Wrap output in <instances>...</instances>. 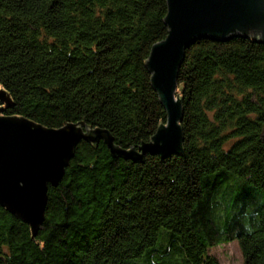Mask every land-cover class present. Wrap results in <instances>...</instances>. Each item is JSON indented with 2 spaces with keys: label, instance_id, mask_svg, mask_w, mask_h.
I'll return each instance as SVG.
<instances>
[{
  "label": "trees",
  "instance_id": "obj_1",
  "mask_svg": "<svg viewBox=\"0 0 264 264\" xmlns=\"http://www.w3.org/2000/svg\"><path fill=\"white\" fill-rule=\"evenodd\" d=\"M167 0H0L4 118L104 131L138 151L166 125L147 61ZM181 149L132 162L81 141L35 236L0 206V264H264V44L200 39L179 68Z\"/></svg>",
  "mask_w": 264,
  "mask_h": 264
},
{
  "label": "water",
  "instance_id": "obj_2",
  "mask_svg": "<svg viewBox=\"0 0 264 264\" xmlns=\"http://www.w3.org/2000/svg\"><path fill=\"white\" fill-rule=\"evenodd\" d=\"M164 24L167 37L152 47L146 66L167 113L166 128L138 152L115 149L106 132L83 131L82 125L55 131L23 119L0 117V206L22 219L33 236L43 223L48 186L56 187L61 181L79 142L102 140L111 155L132 162L148 154L166 157L180 151L182 116L175 94L185 51L199 38L258 37L264 44V0H167ZM0 103L11 105L1 90Z\"/></svg>",
  "mask_w": 264,
  "mask_h": 264
},
{
  "label": "rangeland",
  "instance_id": "obj_3",
  "mask_svg": "<svg viewBox=\"0 0 264 264\" xmlns=\"http://www.w3.org/2000/svg\"><path fill=\"white\" fill-rule=\"evenodd\" d=\"M238 37L240 38V36H235L233 38H238ZM242 38L251 39V40H254V41L258 42V37L256 38V40L253 37H247V38L246 37H242ZM200 39H202V38H199L196 41H198ZM204 39H208V38H204ZM208 40H210V39H208ZM212 41H214V40H212ZM149 57H150V55H149ZM178 94H179V90H178V87H177V93L175 94L176 99H177ZM0 105H1V103H0ZM3 107L4 106H2L1 108H3ZM0 117H2L1 113H0ZM164 128H166V125H164ZM208 255L213 257L215 260H217L219 264H244V261H243V258H242V255L240 253V250H239V247H238L237 243H231V244H228V245H219V246H216L214 248H211L208 251Z\"/></svg>",
  "mask_w": 264,
  "mask_h": 264
}]
</instances>
